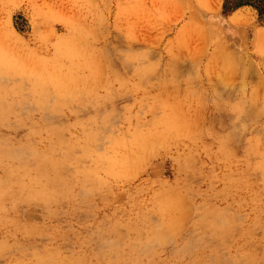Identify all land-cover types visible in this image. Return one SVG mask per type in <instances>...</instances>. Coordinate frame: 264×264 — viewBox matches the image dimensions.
Returning <instances> with one entry per match:
<instances>
[{
    "label": "rangeland",
    "instance_id": "374dc122",
    "mask_svg": "<svg viewBox=\"0 0 264 264\" xmlns=\"http://www.w3.org/2000/svg\"><path fill=\"white\" fill-rule=\"evenodd\" d=\"M263 35L264 0H0V264H264Z\"/></svg>",
    "mask_w": 264,
    "mask_h": 264
},
{
    "label": "bare ground",
    "instance_id": "6f19581e",
    "mask_svg": "<svg viewBox=\"0 0 264 264\" xmlns=\"http://www.w3.org/2000/svg\"><path fill=\"white\" fill-rule=\"evenodd\" d=\"M242 20H243V19H242ZM235 21H238V19L235 20ZM239 21H241V20H239ZM239 21L236 22V23H240ZM242 22H243V21H242ZM262 32H263V31H262ZM261 35H262V34H261ZM259 36H260V35H259ZM259 36H258V37H259ZM263 36H264V35H263ZM259 39H260V38H259ZM98 57H99V56H98ZM107 60H108V59H107ZM137 61H138V59H137ZM106 62H107V61H106ZM127 62H128V61H127ZM131 62H132V61H131ZM109 63H110V62H109ZM128 63H129V62H128ZM132 63H133V62H132ZM75 66H76V65H75ZM134 66H136V64H135ZM137 66H138V65H137ZM105 68H106V67H105ZM108 68H109V67H108ZM111 68H112V67H111ZM51 77H52V76H51ZM60 77H61V76H60ZM56 78H57V77H56ZM58 79H59V78H57V81H58ZM52 81H53V80H52ZM58 84H59V83H58ZM86 85H87V84H86ZM34 88H35V87H34ZM39 88H40V87H39ZM33 91H34V89H33ZM41 91H42V90H41ZM72 91H73V90H72ZM42 92H43V91H42ZM40 93H41V92H40ZM72 93H73V92H72ZM105 100H106V99H105ZM100 110H101V109H100ZM85 115H87V114H85ZM97 126H98V125H97ZM88 127H89V125H88ZM136 137H137V136H136ZM113 139H114V138H113ZM93 140H94V139H93ZM119 141H120V140H119ZM111 142H112V141H111ZM111 144H112V143H111ZM114 144H115V143L113 142L112 145H114ZM83 145H84V144H83ZM76 146H77V145H76ZM224 146H225V145H224ZM56 147H57V146H56ZM85 147H86V146H85ZM76 149H77V147H76ZM94 149H95V148H94ZM14 150H15V149H14ZM54 150H55V149H54ZM54 150H53V151H54ZM77 150H78V149H77ZM53 151H52V152H53ZM14 153H15V151H14ZM14 153H13V154H14ZM84 153H85V151H84ZM93 153H94V152H93ZM6 154H7V153H6ZM23 154H24V153H23ZM96 154H97V153H96ZM119 155H120V154H119ZM13 156H14V155H13ZM17 156H18V155H17ZM46 156H47V155H46ZM103 158H104V157H103ZM114 158H115V155H114ZM116 159H117V158H115V162L113 161L114 163L117 162ZM122 160H123V158H122ZM126 160H127V159H126ZM96 161H97V160H95V162H96ZM98 161H99V160H98ZM98 161H97V162H98ZM54 162L56 163L57 161H54ZM59 162H60V161H59ZM62 162H63V161H62ZM98 163H99V162H98ZM117 163H118V162H117ZM118 164H119V163H118ZM51 165H52V164H51ZM113 165H114V164H113ZM56 166H57V165H56ZM46 167H47V166H46ZM51 167H52V166H51ZM53 167H54V166H53ZM54 168H55V167H54ZM120 168H122V167H120ZM119 172H120V171H119ZM90 179H91V178H90ZM73 187H74V186H73ZM82 192H83V190H82ZM84 192H85V191H84ZM89 192H90V191H89ZM201 215H202V214H201ZM221 216H222V215H221ZM218 217H219V216H218ZM220 218H221V217H220ZM222 218H223V216H222ZM218 219H219V218H218ZM216 220H217V219H216ZM220 220H221V219H220ZM222 221H225V220H221V223L223 224L224 222H222ZM226 223H227V222H226ZM219 224H220V221H219ZM224 224H225V223H224ZM158 225H159V224H158ZM156 226H157V223H156ZM158 227H159V226H158ZM158 227H157V228H158ZM148 230H149V229H148ZM164 231H165V229H164ZM167 233H168V232H167ZM157 234H158V233H157ZM157 234H155L154 236L156 237ZM168 235H169V234H168ZM198 236H199V235H198ZM198 236H197V237H198ZM155 237H154V238H155ZM152 238H153V237H152ZM154 238H153V239H154ZM159 238H161V237L159 236ZM192 238H193V237H192ZM195 238H196V237H195ZM148 239H149V238H148ZM156 239H157V238H156ZM156 239H155V240H156ZM161 239H162V238H161ZM165 240H169L168 237H166ZM189 240H190V239H189ZM195 240H196V239H195ZM108 241H109V240H108ZM110 241H111V239H110ZM142 241H143V239H142ZM148 241H150V240H148ZM153 241H154V240H153ZM200 241H201V240H200ZM106 242H107V241H106ZM111 242H112V241H111ZM130 242H131V241H130ZM156 242H157V241H156ZM159 242H160V239H159ZM163 242H164V240H163ZM166 242H167V241H166ZM166 242H164V243H166ZM213 242H214V241H213ZM113 243H114V242H113ZM131 243H132V242H131ZM144 243H145V242H144ZM151 243H152V242H150V244H151ZM164 243H162V244H164ZM187 243H188V242H187ZM106 244H108V243H106ZM114 244H115V243H114ZM116 244H117V243H116ZM116 244H115V245H116ZM136 244H137L138 246L135 245V244H133L134 246L131 245V246L133 247V249H134L135 246H136V248L139 247V243H136ZM140 244H141V241H140ZM150 244H148V245H150ZM104 245H105V244H104ZM146 245H147V244H146ZM152 245H153V244H152ZM160 245H161V244H160ZM192 245H193V244H192ZM110 246H112V245L110 244ZM129 246H130V245H129ZM142 246H143V245H142ZM157 246H158V244H157ZM161 246H162V245H161ZM132 247H131V248H132ZM140 247H141V246H140ZM140 247H139V248H140ZM147 247H148V246H147ZM184 247H185V245H184ZM187 247H188V246H187ZM114 248H115V247H114ZM143 248H145V246H144ZM143 248H142V250H143ZM148 248H149V247H148ZM185 248H186V247H185ZM185 248H184V249H185ZM109 249H110V248H109ZM137 249H138V248H137ZM137 249H136V250H137ZM145 249H146V248H145ZM145 249H144V250H145ZM102 250H103V248H102ZM115 251H116V250H115ZM139 251H141V249H139ZM149 251H150V250H149ZM236 251H237V250H236ZM142 252H143V251H142ZM103 253H104V252H103ZM143 253H144V252H143ZM237 253H238V252H237ZM140 254H141V253H140ZM238 254H239V253H238ZM103 255H104V254H103ZM106 255H107V254H106ZM106 255H105V256H106ZM142 255H143V254H142ZM112 257H115V255L112 256ZM232 257H233V256H232ZM232 257H231V258H232ZM234 258H235V256H234ZM238 258H239V257H238ZM236 259H237V258H236ZM240 259H241V258H240ZM248 259H249V258H248ZM208 261H209V260H208ZM226 261H227V260H226ZM138 262H139V261H138ZM191 262H194V261H191ZM241 262H244V261H241ZM246 262H247V261H246ZM258 262H259V261H258ZM258 262H257V264H258ZM226 263H228V261H227ZM229 263H230V262H229ZM229 263H228V264H229ZM233 263L235 264V261H234ZM238 263H239V262H238ZM248 264H249V263H248Z\"/></svg>",
    "mask_w": 264,
    "mask_h": 264
},
{
    "label": "trees",
    "instance_id": "16d2710c",
    "mask_svg": "<svg viewBox=\"0 0 264 264\" xmlns=\"http://www.w3.org/2000/svg\"><path fill=\"white\" fill-rule=\"evenodd\" d=\"M260 11V13H261V10H259Z\"/></svg>",
    "mask_w": 264,
    "mask_h": 264
}]
</instances>
